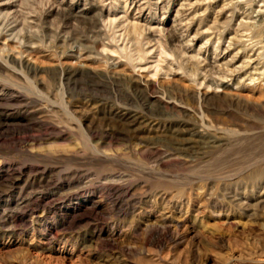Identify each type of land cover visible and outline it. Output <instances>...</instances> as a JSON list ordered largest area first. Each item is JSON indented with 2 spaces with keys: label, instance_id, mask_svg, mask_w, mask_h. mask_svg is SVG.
<instances>
[{
  "label": "rangeland",
  "instance_id": "374dc122",
  "mask_svg": "<svg viewBox=\"0 0 264 264\" xmlns=\"http://www.w3.org/2000/svg\"><path fill=\"white\" fill-rule=\"evenodd\" d=\"M0 264H264V0H0Z\"/></svg>",
  "mask_w": 264,
  "mask_h": 264
}]
</instances>
